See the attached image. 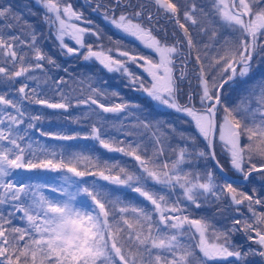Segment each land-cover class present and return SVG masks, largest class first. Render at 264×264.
<instances>
[{"label": "snow or ice", "instance_id": "6c2138e0", "mask_svg": "<svg viewBox=\"0 0 264 264\" xmlns=\"http://www.w3.org/2000/svg\"><path fill=\"white\" fill-rule=\"evenodd\" d=\"M38 2L60 56L121 73L151 101L187 117L194 133L172 125L161 130L160 122L145 116L124 131L125 139L111 135L107 114L140 106L116 91L109 94L91 76L69 74L75 88L63 76L54 78L50 73L61 64L43 48V33L0 4L6 29L0 30V86L6 89L0 92V205L7 206L0 211V264H264V82L236 102L229 91L238 80L247 82L254 63L264 62V0H150L157 16H145L144 4L133 0H95L92 11H102L105 21L153 56L94 46L87 38L99 41L100 32L71 2ZM160 18L175 26L171 42L166 29L151 26ZM130 64L147 74V82ZM27 105L63 113L85 108L90 131H44L37 125L48 117L32 114ZM153 128L145 143L139 130ZM32 129L57 141L95 143L49 147L32 141ZM174 138L182 143L173 147ZM217 144L239 180L217 158ZM35 170L60 174L59 183L14 178ZM122 189L135 197L117 194ZM18 213L22 225L14 223Z\"/></svg>", "mask_w": 264, "mask_h": 264}, {"label": "rangeland", "instance_id": "374dc122", "mask_svg": "<svg viewBox=\"0 0 264 264\" xmlns=\"http://www.w3.org/2000/svg\"><path fill=\"white\" fill-rule=\"evenodd\" d=\"M13 1V0H11ZM29 3H32L37 9H34L35 13L37 14L38 12H40L41 10H43V8L41 7V5L39 4L38 0H28ZM71 2L74 6V8L78 11L84 10L85 12H88L87 14H84V17L86 18V20L90 19L91 21H93L92 27L94 29L95 28V22L99 23V25H102L103 27L106 25V27L108 28L107 30L110 31L111 33H113L112 35H115V39L116 41H119V44H116L114 41L110 42L108 44H106L105 42H101L102 37H109V33L107 34V30H104L100 27H97L98 29L102 30L100 32L101 34V39L98 41V44H102L105 48H112L114 49L117 47H120L123 50H126V45L128 44L129 41H127L129 38L131 37H126L124 36V34L120 33L118 30H116L114 27H112L107 21H105L103 19L102 16V12H94L92 11V7H89L86 4V9L85 10L81 5H83V3L85 2L84 0H74V1H69ZM77 4H76V3ZM25 2H22V5ZM78 3H81L80 5H78ZM201 3H207V0H200L199 4ZM0 4H3L5 6H11L13 13L18 14L22 17V13H20L18 10L22 9V5H20V3L17 2H9V0H0ZM15 7H18L16 9H14ZM21 7V8H20ZM29 7V5H28ZM154 16L159 15L156 12V9L154 7V5L151 6ZM20 8V9H19ZM25 11V9H24ZM22 10V12H24ZM25 18V17H23ZM20 23L22 24V19L20 21ZM82 24V26L86 27V24H84L83 22H80ZM106 23V24H105ZM5 23L4 22H0V30L1 27H5L4 26ZM46 26V25H45ZM47 28V27H46ZM4 29V28H3ZM6 30V29H5ZM15 31L16 34H19L17 30H12ZM194 35L196 36V38L198 40H200L201 42H208V36H201L199 34V30L198 29H192ZM49 34V30L47 29V31L45 32V34ZM157 34V33H156ZM54 38V36H53ZM95 37H88L87 38V42L88 43H93L94 46L96 45L94 42ZM133 40V39H132ZM124 41L126 42V44H123ZM135 41V40H134ZM44 42H49L50 46L51 44L55 47L56 46V41L55 38L54 40H52L49 36H44L41 39V44L43 45ZM169 42H171V37L169 36ZM69 43L71 44L72 42L69 41ZM130 44V43H129ZM132 46L134 49H132V47L130 46L129 50L130 51H134L136 53L139 54H143L146 56H153V54L150 52V50L144 48L142 45L139 44H133ZM140 46L142 47V49L140 48ZM58 51V50H57ZM211 54V53H210ZM113 55H116L115 52H113ZM66 57V56H64ZM71 57V56H69ZM120 58V57H118ZM82 58H80L81 60ZM123 59V58H121ZM83 60V59H82ZM90 63H94L98 66H94L91 65L88 68H85V71H74V70H69L68 73H65L63 70V67H61V73H60V69H52L51 71V75L54 78H59L61 76H63L66 80H69V85L73 88L77 87V85L73 84L72 81L69 79V74H71L72 76H76V77H80L82 74L86 75V76H91L93 78L94 81L98 82L100 86H102L105 90L108 91V93L110 94L112 91H116L120 94V97H122L123 101L125 102H129L132 104H138L140 107L139 109L133 108L130 109L129 112L121 114V115H113V114H107V124H106V128L107 131L111 134L116 136L118 139H125L123 133L124 131H127L129 129H132L134 125L137 124V117H147L149 120H151L153 122V124L155 125L157 122H160V128L161 130H166V127L168 128V124L166 121H168L169 125L174 126L175 128H177L178 130L184 131V126H186L185 121L188 119L187 117H185L183 114L181 113H176L174 110H171L165 106H162L154 101L148 100L147 98H142L143 101V105L141 106L139 104V102L136 101V97L137 96H141V94H145L142 91H137L135 90V88L133 86L129 85V81L128 79L122 75L119 72H108L106 69H104L101 65L98 64V62H94V61H89ZM261 62H258V66H256V64L254 63V67L249 75V77L247 78V82H240L239 80L236 82L237 83V87L235 91H232L231 89H229V91L232 94L233 97V101L236 102L238 101L241 96L243 94L246 93L247 89L251 88L254 85H258L261 82H264V69L261 70L260 66ZM130 70L133 71L134 73H136L139 76H142L145 78V82H147V74L143 72V70L139 67H137L136 65H129ZM67 68V67H65ZM19 85H16V87H18ZM34 86V85H33ZM226 88L228 87L227 85L225 86ZM6 89H4L2 86H0V92L5 91ZM50 96L52 95L51 93L49 94ZM73 95H77L76 93H74ZM113 99L115 102H120V100L115 99V98H111ZM181 100H183V97L181 98ZM153 104L154 108L156 107L158 110L156 112L160 113V117H164L165 115L170 116L173 115L172 117H166V119H160V118H156L155 116H153L154 114H152L150 111H148V107L149 104ZM27 107L29 108V111L32 114H44L45 116H47L48 118L43 120L42 122H40L37 127L40 129H43L44 131H67L69 134H73L75 132H80L81 135H85L90 131V124L91 121L89 120H85L82 117V113H84L86 111L85 108H72L69 110L68 113H63L61 110H52V109H46L43 108L41 106L38 105H27ZM67 116L68 119H64V117ZM75 117H80V122L79 123H73L72 120ZM160 120V121H159ZM166 120V121H164ZM182 124L184 126H182ZM113 125H116V127H113ZM26 126V125H25ZM24 127V126H22ZM117 128H120V131H117ZM139 131L143 132V140L145 141V143L149 142V138L151 137V133L152 131H155V128H153L152 130H143L140 129ZM28 135L31 137L32 141H38L40 144L46 145V146H60V145H74V146H83V145H93L95 142L91 141V140H77V141H57V140H53L49 137H45V136H41L39 134V132L36 129H32L30 130V132L28 133ZM137 137H130L129 139H136ZM182 142H180L178 139H172V146L176 147L177 144H181ZM34 147L36 146L35 144L33 145ZM98 148V145H97ZM100 151H103L102 149H100ZM216 152H217V158L220 161H223V164L225 166V168H229L227 171L232 173L233 171L230 169L228 163H227V156L226 154L222 151L221 146L219 144H217L216 146ZM169 156H172V153L169 151ZM109 156H114L116 157V159L121 160V161H128V163L130 165L134 164L133 161L130 160V158L127 157H122L119 154H115V153H110L108 154ZM209 167H213L210 160L207 162ZM222 164V163H221ZM200 167L201 169H203L204 167V162L200 163ZM59 175L58 173H53V172H44V171H40V170H35V171H18L15 173L14 178L16 180L19 181H23L24 183H33V184H52V183H59ZM86 181H88L89 183L92 181V177H85L84 178ZM100 183H105L103 181H100ZM259 187V186H257ZM51 194V193H48ZM121 196L126 197L127 199H132L135 197L134 193L129 192L127 189H122L119 190L118 193ZM177 194H179V189H177ZM264 193H262L263 195ZM81 199H86V198H81ZM136 200L138 201L139 198L136 197ZM7 210V206L4 205H0V211H6ZM21 214H17L16 218L14 219V223L18 224V225H22L23 221H21L19 219V216ZM221 223H224L225 221L221 220ZM241 237H237V240H240ZM215 263H219V262H215ZM220 264V263H219Z\"/></svg>", "mask_w": 264, "mask_h": 264}, {"label": "trees", "instance_id": "16d2710c", "mask_svg": "<svg viewBox=\"0 0 264 264\" xmlns=\"http://www.w3.org/2000/svg\"><path fill=\"white\" fill-rule=\"evenodd\" d=\"M69 1H74V0H69ZM85 2L83 3V5H81L85 10H88V9H86L87 7H86V4L89 6V7H92L93 5H91L88 1L89 0H84ZM9 2H12V3H14V2H17V3H20V5H22V2H25L23 5H22V9H20V10H18L20 13H22V24L25 22V21H27L29 24H31V25H33L35 28H36V30H37V32L38 33H43V35L41 36V39L46 35V36H49L52 40H54V38H53V36L52 35H49L48 33L47 34H45V32L47 31V28H46V26H45V24L43 23V20H42V16H43V11L44 10H41L40 12H38L37 14L35 13V11H34V9H37L32 3L30 4L29 3V1L28 0H13V1H11V0H9ZM76 3V2H75ZM77 4V3H76ZM81 3H78V5H80ZM28 5H29V7H28ZM16 8H18V7H15L14 9H16ZM24 9H25V11H24ZM22 10L24 11V12H22ZM81 11H83L85 14H87L88 12H85L84 10H81ZM23 17H25V18H23ZM88 20H90V19H88ZM95 28H96V30H98L99 32H101L102 30H100V29H98L97 27H100V28H102V29H104V30H107L108 28L106 27V25L103 27L102 25H99V23H97V22H95ZM106 24V23H105ZM5 26V25H4ZM86 26H88L87 24H86ZM161 26L163 27V29H166L167 30V32L169 33V36L171 37V33L174 31V29H175V26H174V24L172 23V22H170V21H168V20H166V21H164V22H162L161 23ZM91 27H92V25H91ZM4 28V29H3ZM1 29L2 30H5V27H1ZM12 31V30H11ZM108 32H110V31H108L107 30V34H108ZM110 35H109V37L108 38H106V37H102V39H101V42H105L106 44H108L109 43V41L111 42H116V39H115V35L113 36L112 34L113 33H109ZM177 34L179 35V33L177 32ZM157 35H163V33L162 32H157ZM109 38H111V40L109 39ZM127 41H130L129 39L127 40ZM94 42H95V44H98V41H96V40H94ZM117 44V43H116ZM123 44H126V42L124 41V43ZM43 46V48L47 51V52H49L50 54H52L53 56H55V57H57V59H58V62L61 64V67H63V68H65V67H67L69 70L71 69V70H74V71H85V68H88V67H90L91 65H96V64H94V63H90L89 61H84V60H80V58L78 59V58H76V57H69V56H67V57H64V56H60L59 54H58V51H57V47L55 46H53L52 44H51V46H50V43L49 42H44V44L42 45ZM130 44H129V42H128V44L126 45V50H129V48H130ZM114 49H115V47H114ZM130 51V50H129ZM96 66H98V65H96ZM70 70V71H71ZM191 70H192V65L190 64L189 65V78L192 80V86L193 87H195V84H196V81H195V78H194V76H192V73H191ZM63 71V70H62ZM72 72V71H71ZM60 73H61V69H60ZM183 87H184V90L185 91H187L188 90V84H187V82H185V84L183 85ZM140 97H142V98H145V97H143V96H137L136 98V101L137 102H139V104L142 106L144 103H143V101H142V99L140 98ZM154 105H151V104H149V107H148V111H150L152 114H154L153 116H155L156 118H160V119H166V117H172L173 115H170V116H167V115H165L163 118L162 117H160V113L159 112H156L158 109L155 107H153ZM188 120V119H187ZM187 120L185 121V123H186V126H184L183 124H182V126H184V132H187V133H194V129L187 123ZM160 121V120H159ZM164 121H166V120H164ZM167 122V124L169 125V123H168V121H166ZM166 129H167V127H166ZM211 162V161H210ZM222 164H223V161H220ZM212 164V163H211ZM224 165V164H223ZM213 166V165H212ZM225 167V166H224ZM214 168V167H213ZM227 169V168H226ZM229 169V168H228ZM227 169V170H228ZM258 186V185H257ZM248 187H251V185H248ZM264 195V194H263ZM191 210V209H190ZM194 214H196V213H194ZM239 238V237H238ZM220 264H221V262H219ZM219 263H215L214 262V264H219Z\"/></svg>", "mask_w": 264, "mask_h": 264}, {"label": "flooded vegetation", "instance_id": "af4514ba", "mask_svg": "<svg viewBox=\"0 0 264 264\" xmlns=\"http://www.w3.org/2000/svg\"><path fill=\"white\" fill-rule=\"evenodd\" d=\"M88 2H89V1H88ZM103 2H104V3H107V0H103ZM137 2L144 4V6H145V9H144V11H145V16H147V13H148V12H151V13L154 12V11L152 10V7H151L152 4H151L150 0H133V3H134V4L137 3ZM199 2H200V0H196V3H197V4H199ZM89 3H90V2H89ZM90 4L93 5V6H95V0H91V3H90ZM101 12H102V11H101ZM166 20H167L166 18H160L159 20H153L151 26H152L154 29H155V28H163V27L161 26V23L164 22V21H166ZM143 22L145 23L146 26H148V21H147L146 19H145ZM129 40H130L129 43H130L132 49H134L133 46H132V43L136 45V44H138V42L132 40V38H129ZM140 48L142 49L141 46H140ZM259 66H260L261 70H263V69H264V62H261V65H259Z\"/></svg>", "mask_w": 264, "mask_h": 264}, {"label": "water", "instance_id": "95a60500", "mask_svg": "<svg viewBox=\"0 0 264 264\" xmlns=\"http://www.w3.org/2000/svg\"><path fill=\"white\" fill-rule=\"evenodd\" d=\"M212 163H213V165H214V162H213V161H212ZM227 174H228L229 176L233 177V178L236 179V180H239V179H240V177L233 176V175L229 174L228 172H227Z\"/></svg>", "mask_w": 264, "mask_h": 264}]
</instances>
